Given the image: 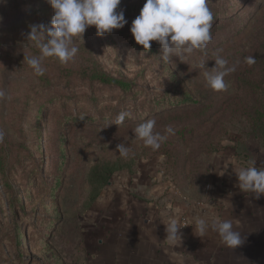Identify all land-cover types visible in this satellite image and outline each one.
I'll return each mask as SVG.
<instances>
[{
  "label": "rangeland",
  "instance_id": "obj_1",
  "mask_svg": "<svg viewBox=\"0 0 264 264\" xmlns=\"http://www.w3.org/2000/svg\"><path fill=\"white\" fill-rule=\"evenodd\" d=\"M144 3L121 0L122 29L101 37L88 27L75 60L45 58L43 76L24 60L40 54L27 35L54 10L48 0L0 3V264H81L82 232L71 235L72 226L116 182L156 170L177 197L193 199L221 155L264 148V0H208L212 39L183 62H163L156 41L149 50L135 42L130 28ZM217 55L236 66L222 92L198 67L213 68ZM121 111L132 117L109 126ZM147 119L168 135L157 151L135 138Z\"/></svg>",
  "mask_w": 264,
  "mask_h": 264
},
{
  "label": "crops",
  "instance_id": "obj_2",
  "mask_svg": "<svg viewBox=\"0 0 264 264\" xmlns=\"http://www.w3.org/2000/svg\"><path fill=\"white\" fill-rule=\"evenodd\" d=\"M260 150L261 161L256 149L221 155L206 190L193 199L177 197L156 170L116 182L87 219L72 226L71 235L82 232L81 264H264V195L256 199L242 192L234 166L224 168L229 158L241 166L252 160L256 167L264 166V148ZM171 215L181 225V239H167L162 222ZM197 216L232 220L243 243L227 248L211 230L202 238L196 236Z\"/></svg>",
  "mask_w": 264,
  "mask_h": 264
},
{
  "label": "clouds",
  "instance_id": "obj_3",
  "mask_svg": "<svg viewBox=\"0 0 264 264\" xmlns=\"http://www.w3.org/2000/svg\"><path fill=\"white\" fill-rule=\"evenodd\" d=\"M4 2L6 0H0V3ZM48 3L54 10L50 24L31 25L27 35L28 43L38 48L40 54L25 56L24 60L37 76H43L45 73L42 66L45 58H54L62 66L73 62L79 52L75 40L83 39L88 27L95 26L96 34L102 37L114 29H122L128 23L124 11H117L121 0H48ZM213 21L214 13L208 5V0H145L140 14L132 21L130 31L135 42L144 50L151 49L152 41L158 42L163 62H168L173 57H178L183 62L195 51L207 47L212 39ZM214 61L215 66L211 69L205 67L206 62L199 63L198 67L204 70L203 75L210 89L216 92L226 91L228 85L225 77L234 72L236 66H229L228 61L220 55H217ZM245 62L251 66L255 63V58L245 57ZM5 95L6 93L0 90V98ZM131 117L130 111H121L109 126H119L126 118ZM155 123V120L147 119L134 129L135 138L143 141V145L153 151L159 150L168 138V135L153 131ZM166 133L175 134L171 127L166 129ZM4 135L0 130V140ZM222 143L228 145L230 141L225 139ZM117 151L121 157L127 158L130 148L125 143H120L116 146ZM229 164L234 166L233 171L242 192L255 194L256 199L264 195V169L256 167L255 160L248 166H241L236 160L229 158L224 165L225 170ZM219 175L223 176L224 171H220ZM162 223L166 226L168 240L181 239V225L175 215L169 216L168 220ZM209 230L217 233L221 243L227 248L236 249L243 243L232 220L219 216H212L210 219L197 216L195 235L202 238Z\"/></svg>",
  "mask_w": 264,
  "mask_h": 264
},
{
  "label": "water",
  "instance_id": "obj_4",
  "mask_svg": "<svg viewBox=\"0 0 264 264\" xmlns=\"http://www.w3.org/2000/svg\"><path fill=\"white\" fill-rule=\"evenodd\" d=\"M261 148L260 147H258V148H256V150H257V154L259 155L258 157H257V159H258V161L260 160H262V152H261V150H260ZM258 167L259 168H264V166H261V165H258Z\"/></svg>",
  "mask_w": 264,
  "mask_h": 264
}]
</instances>
